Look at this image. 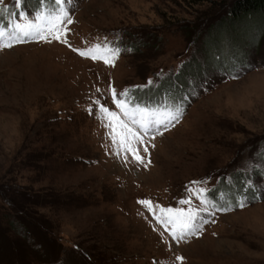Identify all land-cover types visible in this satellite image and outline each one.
Listing matches in <instances>:
<instances>
[{"label": "rangeland", "instance_id": "rangeland-1", "mask_svg": "<svg viewBox=\"0 0 264 264\" xmlns=\"http://www.w3.org/2000/svg\"><path fill=\"white\" fill-rule=\"evenodd\" d=\"M229 1L75 0L68 43L0 50V264H264V31H252L263 22L243 14L210 31V53L201 45ZM16 5L4 0L0 27L38 8ZM105 37L131 51L111 65L72 50ZM110 86L148 106L184 100L180 121L138 146L144 163L114 155L109 130L88 111L101 88L119 113ZM201 187L233 207L202 213L209 223L187 242L138 203L195 207ZM241 192L248 202L236 207Z\"/></svg>", "mask_w": 264, "mask_h": 264}, {"label": "snow or ice", "instance_id": "snow-or-ice-1", "mask_svg": "<svg viewBox=\"0 0 264 264\" xmlns=\"http://www.w3.org/2000/svg\"><path fill=\"white\" fill-rule=\"evenodd\" d=\"M21 3L23 0H17L16 7L19 8ZM37 3L38 8L34 14L11 13L13 20L10 22V26L0 27V50L34 40L49 43L56 40L68 43L66 31H70V29H67L66 26L74 22L69 15V9L75 7V0H47V4H45V0H37ZM0 6H3L0 7V15L8 11L7 7L4 6V0H0ZM72 50L81 57L94 61L102 60L105 64L111 65H114L116 58L122 51H131L130 48L123 49L115 39L109 40L107 37L98 38L96 43L84 49L73 48ZM152 83L149 81V84ZM95 94L90 95L88 111L95 113L101 124L109 130L108 139L113 146L114 155L121 157L125 163L129 161L128 154H131L134 162L144 163V158L139 154L140 148L138 146H144L146 138L154 139L157 135H162L170 126H175V123H178L184 115L183 98L177 100L169 97L160 104L148 106L140 103L138 98L132 95L130 89L118 92L110 86L109 94L112 103L120 110L118 113L110 109L107 103H102L104 99L103 89L96 88ZM142 150L144 153L148 152L147 147H143ZM261 158H264V153H261ZM253 167H261V165L253 164ZM206 182L207 178L190 183L203 185ZM244 187L252 190L253 199L258 198L259 192L250 179L245 182ZM207 192L208 189L203 187L197 189L195 194L200 203L198 206L187 209L183 205L191 204L188 199L179 200L178 204L181 207L177 208L161 207L147 199L140 200L138 203L153 214L157 223L169 231L174 241L178 243L187 242L188 238L197 236L203 231L204 225L209 223L207 217L202 213L213 216L215 211H229L233 207V204L227 200L224 205L217 204L208 197ZM192 194L189 190L188 195ZM233 200L234 206L244 207L248 202V197L241 192ZM184 259L183 256H176L178 261Z\"/></svg>", "mask_w": 264, "mask_h": 264}, {"label": "trees", "instance_id": "trees-1", "mask_svg": "<svg viewBox=\"0 0 264 264\" xmlns=\"http://www.w3.org/2000/svg\"><path fill=\"white\" fill-rule=\"evenodd\" d=\"M28 4L30 5L31 8H35V6H37V0H27ZM45 2H47V0H45ZM243 14H252L255 18H257L258 20H260L261 22H263L262 27L259 30H252L253 31V35L256 36V34L264 31V0H231L228 2L227 6H226V12L225 14H223V16H220L219 18H217L216 20H213L212 23L210 22L209 25L207 26V28L205 29V34L202 37V42L201 45L202 47L205 46V50L208 51V53H210V49H209V43H211L212 38L210 36V31H214L215 27L217 26V24L223 25V24H229V22L232 20H238L239 17ZM220 29V28H218ZM204 54V51H203ZM213 55V53H212ZM211 55V56H212ZM209 58H211L210 56H208V60ZM211 67V66H210ZM189 69V67H188ZM198 69V68H196ZM189 72V71H188ZM176 76H180L181 81L180 82H186L184 79V77H182L181 75H176ZM176 81V80H175ZM234 181H236L237 183H242V178L241 176H234ZM21 210V209H19ZM22 213V212H21ZM30 219L29 214L25 213L21 218H28ZM20 225L19 227L21 229L24 230L25 228V223L23 221H19ZM13 224L9 225V228H12ZM14 228V227H13ZM18 230V229H16Z\"/></svg>", "mask_w": 264, "mask_h": 264}]
</instances>
